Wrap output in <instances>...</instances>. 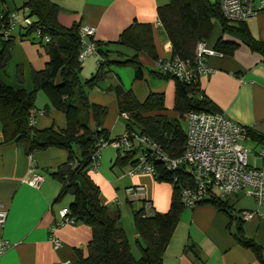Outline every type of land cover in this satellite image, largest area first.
Segmentation results:
<instances>
[{
	"label": "crops",
	"instance_id": "1",
	"mask_svg": "<svg viewBox=\"0 0 264 264\" xmlns=\"http://www.w3.org/2000/svg\"><path fill=\"white\" fill-rule=\"evenodd\" d=\"M51 1L60 8L57 15L59 25L65 28L74 24L92 27L91 38L106 52L132 56V50L117 44L122 32L133 25H149L156 59L143 52L137 54L142 78L135 80L134 70L130 66L112 65L104 81L111 84L120 82L139 102L145 101L151 93L162 94L164 114L171 118L177 116L174 112V80H164L156 75L162 73L156 62L171 58L170 42L157 17V9L166 5L168 0ZM0 5V10L6 12L25 13L22 10L23 0H0ZM231 25L235 27L234 31L224 32L216 22L211 37L205 41L213 49L220 41L234 49L229 54L217 51V55L207 59L210 70L200 76L199 89L214 104L218 113L225 114L256 136L248 134L244 147L253 151L252 165L260 166L257 151L264 144L261 141L264 137V54L253 50L244 41L243 33L236 31L244 30L253 39L264 43V10L244 22H231ZM109 57L115 59L116 55L110 54ZM47 62L44 49L31 36H25L22 28H16L11 36L9 58L0 71V81L13 89L32 92V73L43 70ZM97 69L98 57H86L81 63V79L90 78ZM104 87L101 83L98 88H92L88 98L92 104L107 110L102 128L108 132L109 140H113L125 133L126 121L123 116H126L119 113L115 96L106 93ZM121 119L124 124H120ZM53 124L64 128L65 116L51 106L43 92L38 91L34 99L33 126L41 130ZM88 125L94 130L91 120ZM118 155L112 149H103L98 167L90 169L88 174L99 188L100 203L108 210L109 206L112 207V214H119V226L126 234L131 254L138 259L140 254L133 223L125 227L120 220L118 184L127 180L124 195L129 203L132 201L125 190L131 186L142 187L145 195L141 201L148 202L151 210L158 213L169 210L172 186L157 182L153 175H128L131 166L120 164ZM66 160L67 153L62 149L48 148L29 155L24 146L4 142L0 123V203L7 208L2 238L9 244L0 255V264H75L78 252L83 257L87 256L91 229L86 225L75 223L58 226L54 236L61 245L54 248L51 243V228L66 216L73 199L69 196L65 201L56 200L62 184L51 175ZM33 166L42 177L38 187L28 184ZM115 168L120 170L118 175ZM223 199L232 207L231 214L218 211L207 202L181 212L163 251L161 264H262L255 252L244 247L235 234L240 220L246 237L263 248L264 258V205H258L246 193ZM141 201L137 202L135 210L141 207ZM241 211L254 212L255 215L252 220L243 221Z\"/></svg>",
	"mask_w": 264,
	"mask_h": 264
},
{
	"label": "trees",
	"instance_id": "2",
	"mask_svg": "<svg viewBox=\"0 0 264 264\" xmlns=\"http://www.w3.org/2000/svg\"><path fill=\"white\" fill-rule=\"evenodd\" d=\"M1 6V5H0ZM22 10L33 20L31 27H24L25 36H33L35 28H41L49 37L48 43L37 41L45 51L48 62L44 69L32 73V92L13 89L0 81V123L4 142H14L24 146L29 155L48 148L66 151L67 160L51 175L61 184L56 200L66 195L73 199L67 209V217L75 223L91 229V239L87 246V256L77 253L75 264H161L163 251L175 229L179 215L185 209L181 203V189L191 183L183 168L175 172L165 169L164 165L153 159L154 178L157 182L172 186L169 210L165 213L149 212L145 216L144 202L132 214V223L137 234L136 247L139 258L131 254L129 242L124 230L119 226V214H112L99 201V188L89 177L91 157L100 138L109 140L108 132L102 128V121L107 110L89 101L88 93L103 81L109 73V67L130 66L134 70V79L142 78L137 54L143 52L156 59L149 25H133L124 30L117 44L132 50V56L120 52H106L95 43L98 69L90 78L80 77L81 63L78 55L82 49L79 24L69 28L62 27L57 21L59 6L51 0H23ZM157 17L171 45V58L192 59L196 54L197 44L207 41L213 32L214 24H220L224 32L234 31V26L221 11L219 0H168L157 9ZM242 32L244 41L256 51L264 54V43L253 39L250 34ZM11 41L0 45V71L9 58ZM216 51L232 53L234 47L220 41ZM115 54L116 58H110ZM164 80L175 82L174 112L171 118L164 114L163 95L149 94L147 99L139 102L129 89L120 82L110 86L117 101L120 114L126 116V131L144 136L153 141L168 156L177 158L185 146V130L181 120L185 121L189 111L218 113L214 104L202 95L199 82L185 84L171 75L156 73ZM43 92L51 106L65 116V127L54 124L45 129H36L33 118L35 93ZM94 123V130L89 128V121ZM252 137H256L251 133ZM264 141V137L261 138ZM73 146L78 154L73 151ZM138 160V150L118 155L122 165L133 167ZM207 203L218 211L231 214L232 207L219 196H212ZM204 202V203H206ZM236 238L247 248L252 249L264 264L263 248L245 235L242 221L236 225Z\"/></svg>",
	"mask_w": 264,
	"mask_h": 264
},
{
	"label": "built area",
	"instance_id": "3",
	"mask_svg": "<svg viewBox=\"0 0 264 264\" xmlns=\"http://www.w3.org/2000/svg\"><path fill=\"white\" fill-rule=\"evenodd\" d=\"M223 16L231 22H244L264 10V0H219ZM33 20L25 13L6 12L0 10V45L11 41L16 28H28ZM93 28L81 26L80 36L82 49L78 55V62L91 55H96L95 43L90 40ZM35 41L48 43L49 37L43 34L41 28L33 32ZM218 52L207 46L205 41L197 44L195 57L182 60L178 57L161 59L156 62L157 68L164 73L177 78L185 84L194 85L200 76L209 72L207 59ZM98 60L100 59L99 56ZM33 124V118L31 120ZM185 146L180 157L173 158L161 151L150 139L135 133H124L113 140L100 138L91 157V169L98 167L100 152L105 148H112L124 155L138 150V160L130 168L128 175L138 173L154 176L153 159L160 161L166 170L175 172L179 168L190 177L191 183L181 189L180 199L185 208H193L212 198L219 196L228 198L239 193H246L253 197L258 205H264V144L257 151L260 166L251 165L249 156L253 152L244 147L248 140L249 130L222 113L205 111H189L185 117ZM28 184L38 187L42 177L33 168ZM128 199L132 202L142 200L144 189L131 186L126 190ZM145 216L149 215L151 206L144 202ZM255 213L241 211L243 221L253 219ZM7 217V208L0 203V255L9 244L2 238V230ZM64 225H75V221L66 216L58 225L51 228V243L58 248L61 243L54 236L55 228Z\"/></svg>",
	"mask_w": 264,
	"mask_h": 264
},
{
	"label": "rangeland",
	"instance_id": "4",
	"mask_svg": "<svg viewBox=\"0 0 264 264\" xmlns=\"http://www.w3.org/2000/svg\"><path fill=\"white\" fill-rule=\"evenodd\" d=\"M32 19H34V18H32ZM112 56V55H111ZM126 80V82H128V80L127 79H125ZM102 83V85H104L105 87V92L106 93H108V94H110V95H112L113 97H114V94L111 92V91H109V87L110 86H113V85H115V84H117L118 82H116V83H114V84H111V83H109V81H101L96 87H93V88H98V86L100 85ZM109 84H111V85H109ZM103 88V89H104ZM123 118L125 119V121H126V118L123 116ZM120 124H124V120L123 119H121L120 120ZM181 125H182V128L185 130V126H186V123H185V121L184 120H181ZM124 134V133H123ZM122 134V135H123ZM245 145H248V143L247 144H245ZM109 149H112V148H110V147H108ZM113 151H115L114 149H112ZM73 151H75L76 152V147L75 146H73ZM249 161H250V164L252 165V163H253V156L250 154V156H249ZM126 170V169H125ZM115 171H116V173H117V175L120 173V170H118L117 168H115ZM128 173V172H127ZM126 179H129V178H126ZM126 181L127 180H125V181H122V182H120L119 184H118V186H119V192L117 193V196L119 197V200L121 201V205L119 206V209H120V220H121V222L123 223V225L125 226V227H127L128 225H129V223L131 222V224H132V214H133V212L135 211V209L137 208V206H138V203L137 202H131V203H129V201L128 200H126V197H125V195H124V186H125V183H126ZM69 196L70 195H66L64 198H62L61 200H63V201H65V200H67V199H69ZM71 197V196H70ZM231 197H233V196H231ZM71 199V198H70ZM128 201V202H127ZM231 203H233L232 201H231ZM109 208V212L111 213V210H112V207H108ZM134 250V249H133ZM135 251V250H134Z\"/></svg>",
	"mask_w": 264,
	"mask_h": 264
}]
</instances>
